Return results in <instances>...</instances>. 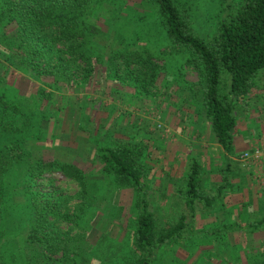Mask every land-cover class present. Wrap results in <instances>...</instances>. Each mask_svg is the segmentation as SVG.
I'll use <instances>...</instances> for the list:
<instances>
[{
	"label": "trees",
	"instance_id": "obj_1",
	"mask_svg": "<svg viewBox=\"0 0 264 264\" xmlns=\"http://www.w3.org/2000/svg\"><path fill=\"white\" fill-rule=\"evenodd\" d=\"M147 1L158 11L172 47L185 51V63L196 71V81L184 80L189 99L193 97L197 101L217 144L231 153L233 108L264 69V0H225L224 12L208 37L192 28L189 9L182 2ZM122 2L116 5L113 18L125 6ZM116 3V0H0V236L4 230L2 218L4 213L6 215L8 187L18 175L12 172H16L14 169L20 163L23 166L18 173L28 221L26 228L19 231L21 242L13 247L10 259L0 252V264H33V245L38 254L53 260L49 264L60 263L72 251L71 244L64 245L66 238L61 240L54 233L56 223L68 217L63 201L69 196L36 188L51 178L44 174L55 171L82 182L84 170L94 173L97 168L116 187H131L137 191L140 201L136 202L138 212L133 219L129 252L119 264H152L151 258L158 246L168 245L180 237L185 225L184 214L160 226L144 206L145 145L140 141L147 136L141 134L136 137L138 143H131V138L135 137L122 128L125 126L120 123L125 120L123 116H117L118 125L116 114L111 115L112 112L105 114L96 125L89 122L93 134L89 132L85 138L93 150L89 159H83L82 167L42 156L37 150L48 136L58 134L54 124L59 118L45 113L43 104L55 103L62 117L69 107L61 105L62 95L94 87L96 66L102 69L105 78L114 79L120 66L131 71L136 68L143 73L141 87L135 85L137 91L148 93L150 87L156 85L157 88L161 75L157 71L158 64L149 53L141 52L142 43L137 38H127L122 31L113 28L106 41L98 39L103 30L94 20ZM130 63L135 66L129 69ZM19 72L29 81V87L23 91L14 84ZM112 107L114 104L110 105ZM75 126L86 129L82 123ZM99 128L102 132L98 135ZM33 144L39 145L37 149L33 150ZM179 179L184 180L177 185V192L188 209H192L194 203L200 208L210 207L215 196L203 191L202 169L195 156L189 157ZM222 187L218 185L217 190ZM83 191L77 192L80 207L85 202ZM247 224V231L264 235V214ZM15 249H19L22 259L16 260ZM59 250V257L47 256ZM11 256L16 257L15 261ZM240 260L241 264H264V243L260 251L246 253Z\"/></svg>",
	"mask_w": 264,
	"mask_h": 264
},
{
	"label": "rangeland",
	"instance_id": "obj_2",
	"mask_svg": "<svg viewBox=\"0 0 264 264\" xmlns=\"http://www.w3.org/2000/svg\"><path fill=\"white\" fill-rule=\"evenodd\" d=\"M177 1L188 7L192 28L203 37L211 34L224 12L225 0ZM116 2L108 8V12L94 20L103 30L98 39L106 41V36L111 35L113 28L122 31L127 38H137L142 43L139 46L141 52L149 53L152 60L158 64L157 71L159 70L161 75L157 80V88L156 85L150 87L148 93L137 91L135 85L141 87L143 73H139L136 68L131 71L120 66L114 79L112 76L105 78L102 69L96 66L94 87L87 86L78 93L62 95L61 105H69L62 117L56 111L55 103L43 104L45 113L49 112L53 117L58 116L59 121L54 124L57 125L55 129L58 134L48 136L38 149L39 145L33 144V150L37 149L42 156L74 162L82 167L83 159H89L93 150L85 138L89 132L93 134V127L89 122L93 121L96 125L97 121H102L105 114L112 112L111 115L124 117L125 120H120V123L125 124L123 128L126 132L133 133L135 137L131 138V143H138L139 138L136 137L143 134V131L147 133L148 137L142 138L140 142L145 145L143 160H150V170L155 160L158 163L160 160H166V163L169 162L176 170L184 169V166L186 169L189 157L195 156L201 165L202 184L205 179V183L210 184L208 175L212 170L208 168L212 166L211 160L215 159L218 178L208 191L204 190L207 186L203 185V191L211 196L217 182L222 185L228 183L231 185L230 189H234L238 167L247 163H255L254 165L259 167L264 155V148L262 150L255 142L260 138L257 137L260 135L258 125L264 120V69L255 76L250 91L233 108L235 125L231 153H226L210 140L213 136L211 131L204 132L202 138L200 133L197 138H192L193 134L189 132L191 126L198 125L210 129V125L199 111L197 101L195 102L193 97L189 99L186 86H183L184 80H197L195 69L185 63L187 53L172 47L162 27L158 11L154 10L147 0ZM118 2L124 3L125 6H122L123 9L113 18ZM135 16H138L139 20H136ZM134 66V63H130L128 68ZM27 79L26 75L19 72L14 84L23 91L29 87ZM111 104H114V107L110 108ZM118 117L115 121L117 125ZM77 123H82L86 129L76 128ZM89 127H92V130ZM99 129L98 135L102 132V129ZM53 133L55 134V131ZM244 151H247V155H242ZM32 155L35 160V153ZM227 156L235 162L230 161L225 168L224 157ZM153 164L154 168L159 166L155 165V162ZM18 166L14 169L16 172H12V175H18L8 187L6 215L4 213L2 218L4 230L0 236V252L7 259H10L13 247L20 245L19 231L26 228L28 223L25 217L26 199L18 173L23 164ZM99 170L96 168L94 173L84 170L82 182L66 177L59 171L51 172L44 174L45 177H51L49 181L36 186L37 189L52 191L63 197L69 196L63 201L68 217H63L56 223L54 233L58 234L61 240L66 238L64 245L71 244L72 251L58 264H119L122 257L129 252L133 219L138 212L136 202L140 201V197L131 187H116L104 178ZM155 171L159 173V169ZM232 171L236 174L231 173ZM182 180L184 179H179L178 184L182 183ZM255 180V194L259 192V196L264 195V172L256 173ZM143 182L144 206L153 213L156 224L163 226L167 221L176 220L180 214L185 215V225L180 231V237L168 245L158 246L151 258L152 264H241L240 259H243L246 253L255 254L263 246L264 235L257 231H247V223L264 214V199L258 205L249 203L246 207L237 208L234 200L239 198H229L226 202L227 196L224 199L215 197L210 207L200 208L199 204L194 203L193 208L188 209L181 203L180 198L169 196L164 205H159L148 196V181ZM83 189L85 202L81 203L80 207L77 192ZM234 205H237L236 210ZM35 249L36 246L33 245V264L53 262L51 258L38 254ZM18 250H14L17 258L11 256L13 261L15 258H23ZM60 252L61 250L49 252L47 256L59 257Z\"/></svg>",
	"mask_w": 264,
	"mask_h": 264
},
{
	"label": "crops",
	"instance_id": "obj_3",
	"mask_svg": "<svg viewBox=\"0 0 264 264\" xmlns=\"http://www.w3.org/2000/svg\"><path fill=\"white\" fill-rule=\"evenodd\" d=\"M264 120L259 123L258 125V130L260 131V135L257 137L259 138V141H255L257 143V145H260V147L264 148ZM123 128V127H122ZM206 131H211L208 127L202 128L199 127L198 125H194L191 126L189 129L190 134H193L191 137L192 138H197L198 134L200 133V137H203V133ZM125 132V131H123ZM212 132V131H211ZM143 134L146 136V132L143 131ZM118 135V134H117ZM121 136V135H120ZM148 137V136H147ZM210 137V135H209ZM210 140H212V142H215L217 144V142L214 139V135L210 137ZM250 143V142H249ZM215 147V146H214ZM179 161H181V159H178ZM177 160V161H178ZM178 161V162H179ZM230 161L235 162L234 160H230V158L224 157V167L226 168L228 166V164L230 163ZM155 165H159L157 168H154V164ZM143 163L146 166V170L147 167L149 166V170H147V173L145 171L143 178L145 180L148 181V188H147V192H148V196L149 198H152L154 200L155 204H159V205H164L165 204V200L170 197H177L178 199L180 198V194L177 192V185H178V181L180 178V175L182 173V171L185 170V166L184 169H175V167H171V164H169V162L166 163V160H163L158 163L155 161L152 162V166L153 168L150 170V160L146 161L143 160ZM210 163V162H209ZM232 163V162H231ZM211 164L212 166L209 167L208 169L212 170V173H209V183H205V181L203 182V185H206L207 187L204 189L205 191H208L210 186H212L214 184V182L216 181V178H218V176L216 175V162L215 159L211 160ZM255 163H247L244 164V166L242 167H238V172L237 174L235 172H231L236 174L235 176V181H234V185L236 186L234 189H230V186L228 183H224L223 187L220 189V191L217 190V186L220 185L219 182H217V184L215 183V189L214 191H212V195L211 196H215L218 198H223L224 197H228L226 198V202H228V199H232V198H239V199H235L234 201H236L237 203V208L239 207H246L248 206L249 203L251 204H255L258 205L263 199H264V195L259 196V192L258 194H255V187L257 185V182L255 180V175L256 173H263L264 172V155L261 157V161H260V166L257 167L256 165H254ZM210 166V164H209ZM223 167V169H225ZM159 169V173H157L155 170ZM213 177H211V176ZM254 177V179H253ZM211 179V180H210ZM213 181V182H211ZM145 188V185H144ZM264 188V187H263ZM168 196V197H167ZM156 198V199H154ZM182 201V200H181ZM257 201V204H256ZM222 203V201H220ZM232 202V200H231ZM183 203V201L181 202ZM184 204V203H183ZM254 205V206H255ZM236 206L234 205L235 210L237 209ZM227 207V206H226ZM225 207V208H226ZM228 208V207H227ZM232 208V207H231ZM230 208V209H231ZM227 209V210H230ZM236 214V211H234V216ZM237 218V216H235ZM234 217V219H236Z\"/></svg>",
	"mask_w": 264,
	"mask_h": 264
},
{
	"label": "built area",
	"instance_id": "obj_4",
	"mask_svg": "<svg viewBox=\"0 0 264 264\" xmlns=\"http://www.w3.org/2000/svg\"><path fill=\"white\" fill-rule=\"evenodd\" d=\"M257 152V148H255V153ZM242 155H247V151L242 152Z\"/></svg>",
	"mask_w": 264,
	"mask_h": 264
}]
</instances>
